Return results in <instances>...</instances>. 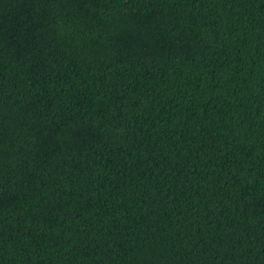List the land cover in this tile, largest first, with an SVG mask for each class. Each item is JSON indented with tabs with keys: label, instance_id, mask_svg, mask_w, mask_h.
Returning <instances> with one entry per match:
<instances>
[{
	"label": "trees",
	"instance_id": "trees-1",
	"mask_svg": "<svg viewBox=\"0 0 264 264\" xmlns=\"http://www.w3.org/2000/svg\"><path fill=\"white\" fill-rule=\"evenodd\" d=\"M0 264H264V0H0Z\"/></svg>",
	"mask_w": 264,
	"mask_h": 264
}]
</instances>
